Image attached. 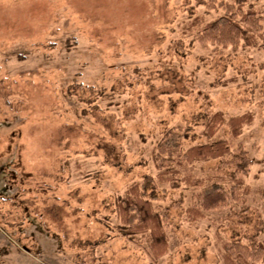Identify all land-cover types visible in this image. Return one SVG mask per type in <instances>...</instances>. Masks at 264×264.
<instances>
[{"label": "rangeland", "instance_id": "obj_1", "mask_svg": "<svg viewBox=\"0 0 264 264\" xmlns=\"http://www.w3.org/2000/svg\"><path fill=\"white\" fill-rule=\"evenodd\" d=\"M222 13L196 0H0V264H225L231 203L192 221L196 192L170 188L163 203H183L159 258L122 234L116 210L158 172L165 127L205 107L254 114L230 141L250 152L248 200L264 206V39L197 41L193 19Z\"/></svg>", "mask_w": 264, "mask_h": 264}, {"label": "trees", "instance_id": "obj_2", "mask_svg": "<svg viewBox=\"0 0 264 264\" xmlns=\"http://www.w3.org/2000/svg\"><path fill=\"white\" fill-rule=\"evenodd\" d=\"M207 9L223 10L212 20L197 15L191 25L195 39L216 46H254L264 39V10L249 0H196ZM98 90H96L97 92ZM194 123L165 127L154 151L156 175L145 174L129 185L116 200L122 234L130 240L145 239L155 258L167 253L170 245L168 226L174 225L173 207L183 199L167 200L170 188L182 182L196 192L197 198L185 210L190 220L231 203L230 236L223 242L225 264H260L264 261V206L249 202L250 187L245 182L253 158L240 146L232 147L244 126L252 124L251 111L227 117L224 111L205 107L194 115ZM201 127L197 132L196 128ZM228 131L230 137L220 136ZM204 137L203 142H195ZM186 142H191L186 144ZM206 176L196 174L195 163L210 162ZM264 200V189L259 191Z\"/></svg>", "mask_w": 264, "mask_h": 264}]
</instances>
